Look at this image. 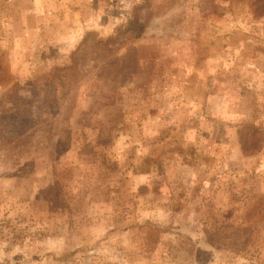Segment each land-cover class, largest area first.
Here are the masks:
<instances>
[{
	"label": "rangeland",
	"instance_id": "1",
	"mask_svg": "<svg viewBox=\"0 0 264 264\" xmlns=\"http://www.w3.org/2000/svg\"><path fill=\"white\" fill-rule=\"evenodd\" d=\"M0 264H264V0H0Z\"/></svg>",
	"mask_w": 264,
	"mask_h": 264
},
{
	"label": "trees",
	"instance_id": "2",
	"mask_svg": "<svg viewBox=\"0 0 264 264\" xmlns=\"http://www.w3.org/2000/svg\"><path fill=\"white\" fill-rule=\"evenodd\" d=\"M130 23L133 25V27L131 29L135 32V35L136 34L137 35L140 34L142 24L141 23H137L135 20L131 21Z\"/></svg>",
	"mask_w": 264,
	"mask_h": 264
}]
</instances>
